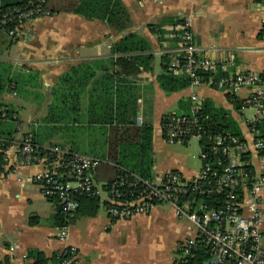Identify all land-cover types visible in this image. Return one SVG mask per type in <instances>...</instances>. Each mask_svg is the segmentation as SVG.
<instances>
[{"label": "crops", "instance_id": "1", "mask_svg": "<svg viewBox=\"0 0 264 264\" xmlns=\"http://www.w3.org/2000/svg\"><path fill=\"white\" fill-rule=\"evenodd\" d=\"M117 1L126 12L127 26L123 30L105 19L75 12H54L50 8L51 14L30 20L11 46L0 44V62L12 65L14 71L32 74L28 79L31 82H24L21 84L22 90L15 89L12 92L17 95L15 99L18 104L32 98L29 102L37 106H34L37 115L46 114L56 88L72 87L73 90L77 86L71 83H80L78 100L81 106L78 114H82L83 121L68 124L62 129L52 128V132L45 131L41 139L35 138V141L42 146H61L106 161L96 155L101 149V134L95 132L93 125L87 122L88 105L100 94L98 89L94 90L95 81L105 73L113 72L111 68L106 72V66H110L111 59L122 54L114 51V46L129 34L144 39L153 56L150 68H142L137 76L128 77L137 85V119L142 118V123L138 125L148 123L155 129V124L160 125L166 114L188 113L190 94L196 91L205 104L209 102L214 107L230 109L231 113L227 114L237 120L240 132L246 135L247 126L239 119L226 92L207 86L192 88L190 85L181 90L166 92L158 77L164 72L163 57H167V53L178 46V38L175 36L181 19L188 15L192 19L193 41L202 49L203 55L232 58L235 63L230 68L232 71L264 73V9L260 0ZM87 72L94 73L93 76L89 75V81L85 78ZM22 93H25V97L33 95L25 98ZM64 97L67 101H77L76 97L69 94ZM166 106L171 109L173 107V110H166ZM14 111L11 117L7 116L0 121L1 134L17 139L31 125L29 131L34 134L33 126L42 118L33 114L34 120L26 119L28 116L25 115L23 104ZM23 119L26 121H20ZM147 119L154 121L149 122ZM76 125L81 128H75ZM11 156L7 170L0 173V259L9 256L12 264H23L22 255L37 249L52 263L64 243L58 238L55 203L41 193L33 180L43 169V164L21 166L17 156L12 153ZM162 169L165 170L163 172L180 171L171 165ZM196 174H190V177ZM99 175L97 170V178H100ZM154 175H161L155 163L151 177ZM163 204H157L148 213L129 219L114 220L106 208L103 215H99L98 210L95 216H77L70 224L68 243L77 247L80 264H172L178 243L193 237L196 230L188 218L178 217L171 205L162 207ZM165 226L172 229L168 244L156 254L149 253L145 249L143 237ZM10 246L15 247L14 252H10Z\"/></svg>", "mask_w": 264, "mask_h": 264}, {"label": "built area", "instance_id": "2", "mask_svg": "<svg viewBox=\"0 0 264 264\" xmlns=\"http://www.w3.org/2000/svg\"><path fill=\"white\" fill-rule=\"evenodd\" d=\"M50 0H32L17 10V20L8 34L16 40L30 20L51 14ZM264 9V0H260ZM14 16L3 15L0 25L7 26ZM178 46L167 53V71L191 79L190 87L207 86L226 92L247 134L236 135L222 128L206 110L204 99L192 91L190 111L162 117L161 134L169 142L197 138L201 147V168L193 177L178 170L145 178L137 172L120 169L112 180L99 184L96 174L101 159L63 148L42 146L33 134L20 138L4 137L0 132V173L7 170L11 153L19 165L41 163L43 169L33 180L41 193L61 206L66 224L58 227L64 243L52 263L80 264L76 246L68 243L70 220L79 208L76 194L98 197L110 218L129 219L148 213L157 204L171 205L178 217L188 218L196 234L178 245L177 264L194 258L202 246L210 256L205 264H264V73L232 71L230 57H210L193 41L191 16H184L175 36ZM245 93V94H243ZM253 109L247 117L245 109ZM6 119L7 113L0 114ZM137 123H142L138 117ZM15 247L10 246V252ZM23 264L32 262L25 253Z\"/></svg>", "mask_w": 264, "mask_h": 264}, {"label": "trees", "instance_id": "3", "mask_svg": "<svg viewBox=\"0 0 264 264\" xmlns=\"http://www.w3.org/2000/svg\"><path fill=\"white\" fill-rule=\"evenodd\" d=\"M50 1L47 7L54 12H75L88 17L105 19L109 24L120 30L125 29L127 26L125 21L126 12L121 9V4L117 0ZM31 2L32 0H1L0 19L3 15L14 16V20L9 21L7 26L0 25L1 45L8 47L16 41L9 36L7 30L18 22L17 10L25 8ZM149 49L150 46L144 39L133 34L126 35L114 46V51L122 54L109 61L111 67L106 66V72L110 68L113 72H107L101 79L95 81L94 90L98 89L100 94L88 105L87 122L93 125L92 128L95 132L101 134V142H99L101 143L99 145L101 149L96 155L111 163L109 165L113 168L114 173L113 177L108 179L109 181H112L118 175L120 169L137 172L145 178H151L152 175L154 127L148 123L137 124L138 90L137 85L128 79L129 76H137L142 68L151 67L153 56L150 54ZM123 53L131 54L125 55ZM163 58L165 60L164 72L158 77L163 90L172 92L188 87L191 79L185 75L169 73L167 71V57L164 56ZM89 75L93 76L94 73H86L85 78L88 81L90 80ZM31 76L30 73L23 74L20 71H14L12 65L0 62V93L6 88L10 89V87L12 91H15V89L22 90L20 89L21 84L28 82ZM79 84L78 82L77 84L71 83L72 86H77L73 90H71L72 87L55 89L53 101L48 105L46 114L36 125L37 128L33 127L34 140L41 139V135L45 134V131L52 132L50 131L52 128L62 129L64 126H69L68 124H79L83 121L82 114H78V109L81 106L80 100H78ZM97 86L99 87L97 88ZM68 94L73 98L76 97L77 101L65 100L64 95ZM5 106L0 100V114L5 110L7 116L11 117L13 110L7 107L6 109ZM206 110L214 116V119L218 121L222 128L229 129L236 135L241 134L237 120L228 115L224 109L214 107L207 102ZM78 127L81 128L78 125L75 128ZM262 130V136L264 137V128ZM75 197L79 200L80 205L70 223L77 216H95L97 214L101 204L98 197L85 194H76ZM55 207L56 224L62 226L67 223L65 216L62 213L61 206L56 202ZM176 252L179 253V250L177 249ZM28 255L33 260L27 264H47L49 262V259L37 249L29 250ZM209 256V249L202 246L196 252L194 258L179 264H205ZM0 264H12L11 258L5 256L0 259ZM173 264H177V261L174 260Z\"/></svg>", "mask_w": 264, "mask_h": 264}, {"label": "rangeland", "instance_id": "4", "mask_svg": "<svg viewBox=\"0 0 264 264\" xmlns=\"http://www.w3.org/2000/svg\"><path fill=\"white\" fill-rule=\"evenodd\" d=\"M0 3H1V0H0ZM158 60H159V58L157 57L156 58L157 66H159ZM22 95L24 96L25 93H22ZM32 95L29 94L26 97H30ZM15 98H17V95L13 94L11 87H10V89L9 88L4 89L0 93V100L6 105L5 107H7L8 109L10 108L13 111L14 110L16 111V109L18 107H21L23 104L24 109L26 110L25 115L28 116V118H26V119H33V117H32L33 114L37 115L36 110H35V107H37V106L35 104L32 105L29 102L32 98H28V100L25 99L26 102L23 103V101H22V104L21 103L18 104V102L16 101ZM224 104H225V102H224ZM165 109L166 110L170 109V111H172L173 107L171 109V108H169V106L168 107L166 106ZM166 112H168V111H166ZM27 113H29V114H27ZM254 113L255 112L253 109H248V108L245 109V114L247 117H252ZM38 114L39 115H37V118L43 117V116H41L40 113H38ZM26 119H23L20 121H26ZM1 120H2V118L0 117V121ZM38 120L40 121L41 119H38ZM147 120L149 122L154 121V119H147ZM31 127H32V125H31ZM31 127L29 126L28 129H26L25 131L30 132L29 129ZM33 127L37 128L36 125ZM154 136H155L154 163L157 167L158 174H164L165 172L162 171V170H164L162 168H164V166H168V165L173 166L174 169L175 168L179 169L181 172L184 173V175L186 177H190L191 176L190 174L193 175V174L198 173V171L201 168L202 162H201V159L199 157L200 153H201V147H200V144H199V141L197 138H191L187 142H169L162 137L161 128H160L159 123L155 124ZM98 173H100V175H99L100 178H98L96 180H97V182H99V184H102L103 181H106L108 179V177L113 175L114 172H113V168L109 165L108 161H102L99 164ZM166 205L167 204H163L162 207H166ZM104 213H105V205L103 202H101L100 208H99V215H103ZM191 227H192V224L190 225V228ZM160 229L162 231L158 230L157 232H154L152 235H145L143 237L144 238V245L146 247L145 249L151 254H156V252L158 253V251L162 250L163 247L168 244V240L171 238V234H172L171 230L172 229H170V227L168 228L165 226V227H160ZM178 245H179V243H178ZM174 254H175L174 255L175 257L172 260V264H173L176 256L178 255V253L175 252Z\"/></svg>", "mask_w": 264, "mask_h": 264}, {"label": "water", "instance_id": "5", "mask_svg": "<svg viewBox=\"0 0 264 264\" xmlns=\"http://www.w3.org/2000/svg\"><path fill=\"white\" fill-rule=\"evenodd\" d=\"M225 112L228 113V114H230L231 113V110L230 109H226Z\"/></svg>", "mask_w": 264, "mask_h": 264}]
</instances>
